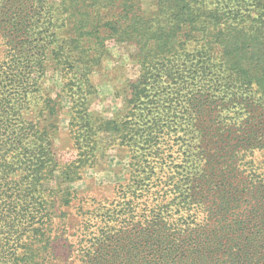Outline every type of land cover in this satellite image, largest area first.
<instances>
[{"label": "trees", "instance_id": "obj_1", "mask_svg": "<svg viewBox=\"0 0 264 264\" xmlns=\"http://www.w3.org/2000/svg\"><path fill=\"white\" fill-rule=\"evenodd\" d=\"M108 39L140 65L114 118L88 105ZM113 147L130 176L86 208L63 186ZM60 237L83 264H264V0H0V264Z\"/></svg>", "mask_w": 264, "mask_h": 264}, {"label": "rangeland", "instance_id": "obj_2", "mask_svg": "<svg viewBox=\"0 0 264 264\" xmlns=\"http://www.w3.org/2000/svg\"><path fill=\"white\" fill-rule=\"evenodd\" d=\"M59 3L60 0H51ZM150 0H143L149 6ZM109 55L105 58L99 70L92 74L96 92L89 95L88 105L90 110L105 118H114L127 111V104L121 90L128 79L137 78L140 74V65L134 59V46L118 42L114 39L107 40ZM45 90L56 97L63 83L58 72L50 70L43 79ZM64 112L60 117V129L55 137L57 149L65 151L72 143L69 136V103L63 102ZM101 165L86 170L82 179L64 184V188L78 194L79 201L86 208L110 204L116 196V189L122 182L129 178L132 165L130 154L124 148H110L108 155L101 159ZM77 215V213H76ZM73 240L60 237L57 241L56 259L53 264H83L74 251Z\"/></svg>", "mask_w": 264, "mask_h": 264}]
</instances>
